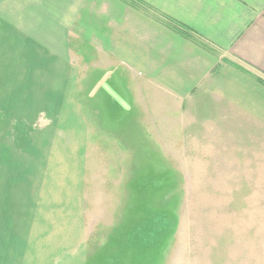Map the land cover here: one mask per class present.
<instances>
[{"label": "crops", "instance_id": "obj_1", "mask_svg": "<svg viewBox=\"0 0 264 264\" xmlns=\"http://www.w3.org/2000/svg\"><path fill=\"white\" fill-rule=\"evenodd\" d=\"M104 58L116 88L172 99L175 120L264 131V0H0V264H93L104 248L97 225L125 196L81 77ZM114 88L99 98L116 123L133 96Z\"/></svg>", "mask_w": 264, "mask_h": 264}, {"label": "rangeland", "instance_id": "obj_2", "mask_svg": "<svg viewBox=\"0 0 264 264\" xmlns=\"http://www.w3.org/2000/svg\"><path fill=\"white\" fill-rule=\"evenodd\" d=\"M91 50L88 61L95 55ZM107 63L101 59L95 68L100 71L81 75L82 97L90 121L114 135L108 142L104 137L114 151L109 183L125 198L114 218L100 216L104 221L90 249L104 248L94 252L93 264H115L106 259L118 252L119 264H264V131L246 124L237 131L234 122L225 129L219 121L207 126L192 118L175 120L172 99L153 97L148 87L152 97L141 98L138 89L116 88L124 73L117 67L107 72ZM104 81L133 96L127 120L106 119ZM115 132L122 144L113 147ZM106 155L95 152L97 160Z\"/></svg>", "mask_w": 264, "mask_h": 264}]
</instances>
